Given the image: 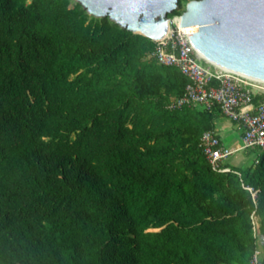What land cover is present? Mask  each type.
I'll use <instances>...</instances> for the list:
<instances>
[{
	"label": "trees",
	"instance_id": "obj_1",
	"mask_svg": "<svg viewBox=\"0 0 264 264\" xmlns=\"http://www.w3.org/2000/svg\"><path fill=\"white\" fill-rule=\"evenodd\" d=\"M153 47L76 0H0V264H264V149L214 169L220 109L170 107L189 78Z\"/></svg>",
	"mask_w": 264,
	"mask_h": 264
},
{
	"label": "water",
	"instance_id": "obj_2",
	"mask_svg": "<svg viewBox=\"0 0 264 264\" xmlns=\"http://www.w3.org/2000/svg\"><path fill=\"white\" fill-rule=\"evenodd\" d=\"M91 15L159 39L178 0H76ZM180 25L208 61L264 81V0H188Z\"/></svg>",
	"mask_w": 264,
	"mask_h": 264
},
{
	"label": "built area",
	"instance_id": "obj_3",
	"mask_svg": "<svg viewBox=\"0 0 264 264\" xmlns=\"http://www.w3.org/2000/svg\"><path fill=\"white\" fill-rule=\"evenodd\" d=\"M154 40L149 56L162 64L174 65L189 81L170 107L184 104L211 107L217 105L223 115L238 122L243 132L235 146L221 144L215 128L203 131L200 143L214 169L230 170L221 162L230 154L245 148L264 149V101H254L257 93H264V81L214 64L189 42L182 26L180 13L170 16L165 35ZM201 61L206 62L203 64ZM252 190L251 187H249ZM255 233L258 231L254 226ZM250 264H262V249L257 245Z\"/></svg>",
	"mask_w": 264,
	"mask_h": 264
},
{
	"label": "crops",
	"instance_id": "obj_4",
	"mask_svg": "<svg viewBox=\"0 0 264 264\" xmlns=\"http://www.w3.org/2000/svg\"><path fill=\"white\" fill-rule=\"evenodd\" d=\"M254 101H264V93H257L254 96ZM214 128L216 129L219 139L224 146H235L240 142V138L243 132L242 126L231 120L222 114L221 111L214 118ZM230 155H234V162L230 163L226 158L223 160L228 165H248L255 157V153L252 150H237ZM229 155V156H230ZM244 162V163H243Z\"/></svg>",
	"mask_w": 264,
	"mask_h": 264
},
{
	"label": "rangeland",
	"instance_id": "obj_5",
	"mask_svg": "<svg viewBox=\"0 0 264 264\" xmlns=\"http://www.w3.org/2000/svg\"><path fill=\"white\" fill-rule=\"evenodd\" d=\"M187 2V1H186ZM184 0H180V9L179 11H182L184 9V6H185V3H186ZM203 64H206V62L204 61H201ZM234 158L235 156L234 155H230L226 158V160H229L230 163H233L234 162ZM244 163V162H243Z\"/></svg>",
	"mask_w": 264,
	"mask_h": 264
}]
</instances>
